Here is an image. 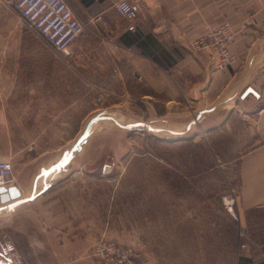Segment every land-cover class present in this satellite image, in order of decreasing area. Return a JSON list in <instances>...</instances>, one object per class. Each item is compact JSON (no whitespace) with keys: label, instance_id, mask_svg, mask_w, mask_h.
I'll return each mask as SVG.
<instances>
[{"label":"crops","instance_id":"0c3cea01","mask_svg":"<svg viewBox=\"0 0 264 264\" xmlns=\"http://www.w3.org/2000/svg\"><path fill=\"white\" fill-rule=\"evenodd\" d=\"M65 1L85 27L77 49H71L69 56L61 55L69 67L56 72L65 79L54 86L50 70L32 71L31 77L41 81V86L30 87L43 94L41 106H26L22 113L19 106L7 108L0 103V128L7 124L42 125L47 126L49 136L50 126L64 122L66 109L81 110L83 73L96 77L104 72L109 79L106 95L100 97L106 101V110L112 112L106 117L112 124L126 130L133 124L165 125L175 141L187 143L200 136L209 156L217 161L209 170L220 175L219 188L223 190L218 198L202 199V204L216 205L217 212L186 213L185 219L171 212L167 217L155 213L150 218L145 214L143 221H153V228L144 225L143 237H158L154 245L185 253L191 264H264V113L258 114L264 101V0H126L139 8L132 31L115 10L119 0ZM97 15L102 17L100 21H95ZM225 22L235 32L230 45L234 59L225 69L216 71L212 49L195 51L191 44ZM22 31L17 16L0 7V61L34 58L32 52L13 51ZM87 53L92 56L89 71L82 64ZM102 55L109 62L105 66L100 63L104 61ZM89 84L96 87L101 83ZM135 109L140 115L137 120L131 118ZM102 135L92 130L70 164L62 169L56 166V155L54 160L44 159V153L34 154L29 146L11 153L9 161L14 166L17 188L29 193L35 187V174L50 167L54 173L86 171L88 161L80 169L73 163L79 156L96 157ZM39 137L29 140L40 141L44 136ZM79 139L81 133L66 141L74 144ZM106 168L103 166L102 171ZM185 172L191 174L194 169L187 166ZM226 193L235 197V217L223 208L221 196ZM18 205L10 209L16 210ZM41 205L30 215H35L34 223H40L36 228L47 240L40 247L56 254L52 264H97L87 254L102 234L88 218L76 219L75 212H51L50 204ZM74 256L79 259L73 260ZM0 262L16 264L11 259Z\"/></svg>","mask_w":264,"mask_h":264},{"label":"rangeland","instance_id":"374dc122","mask_svg":"<svg viewBox=\"0 0 264 264\" xmlns=\"http://www.w3.org/2000/svg\"><path fill=\"white\" fill-rule=\"evenodd\" d=\"M7 9L17 16L23 30L17 41L18 45L13 46V51L32 52L34 58L31 56L27 59L22 57L19 61H0V103H5L7 108L19 106L23 113L26 106L42 104L43 94L40 89L33 91L30 88L32 84L41 86L38 78L31 77L34 74L32 71H40L42 68L50 70V82L56 86L65 79L63 75L58 77L56 71L69 67V64L44 40L26 28L17 13L1 7L2 11ZM80 37L71 45L74 51ZM3 47L6 49V46ZM102 57L104 61L100 63L105 66L109 62L104 55ZM91 58L90 53L82 58L83 69L86 67L89 71ZM108 79L104 72L96 77L83 73L80 86L81 110L66 109L64 122L50 126L49 136L47 126L42 125L7 124L0 128V186L16 188L19 191L17 199H11L0 206V260L11 259L16 264L55 262L56 254L43 251L40 247V243L47 240L36 228V224L40 226V223H34L35 215H30L34 209L42 206L41 203H47L50 204L51 212H75L76 219L88 218L89 223L102 234L100 239L119 246L132 247L153 264L192 263L191 259L186 261L185 253L170 252L169 249L154 245L155 241L158 244V237L148 235L144 238L141 229L144 225L146 229H152L153 221L144 222L143 219L145 214L151 218L155 213L162 214L163 217H167L170 212L177 213L178 218L185 219L186 213L217 212L216 205L202 204L203 198L206 201L209 198H218L223 190L219 188L217 171L209 170L216 166V158L209 156L200 136L187 143L179 139L175 141L169 127L165 125L155 126L153 122L142 123L140 126L133 124L126 130L120 128L123 126L112 124L106 119L107 114L112 113L106 110V101H96L97 95H106ZM93 81L101 84L91 86L89 82ZM133 112L135 114L131 112V118L137 120L140 115L136 109ZM92 130L105 134L99 137L100 153L94 158H87L82 154L73 163L80 169V165L88 161L90 165L87 172L80 170L73 173H54L55 170L50 167L46 172L35 174V187L29 189V193H22L17 188L13 178L14 166L9 161L11 153L22 152L24 147L29 146L34 154L44 153V159H53L56 155V166L62 169L70 164L79 149L78 146ZM79 131L81 139L74 144L66 141L67 138L71 139L80 134ZM38 134L44 136L42 140H29L31 136L39 137ZM46 137L59 139L49 141ZM17 160L19 161V156ZM5 164H9L10 168L6 169ZM103 166L108 167L104 172ZM187 166L194 169V173H186ZM189 178L190 183H187ZM62 181H67L68 185L62 184ZM70 182L73 184L69 185ZM50 184L53 186L47 188ZM42 197L48 198V202ZM25 198L29 199L18 205ZM16 204V210H11V205ZM17 212L21 214L18 216ZM50 240L53 242V238Z\"/></svg>","mask_w":264,"mask_h":264},{"label":"built area","instance_id":"2783aa9c","mask_svg":"<svg viewBox=\"0 0 264 264\" xmlns=\"http://www.w3.org/2000/svg\"><path fill=\"white\" fill-rule=\"evenodd\" d=\"M0 7L9 8L17 13L26 28L44 40L55 53L63 56L71 54V45L85 31L84 24L73 13L65 0H0ZM114 7L117 14L129 23L127 29L132 31L134 21L139 13L138 5L126 0H119ZM101 18L100 15H97L95 21H100ZM234 35L235 32L231 25L225 22L194 41L191 47L195 51L211 48L213 67L216 71H221L233 63L234 58L230 51V45ZM96 101L100 102L101 97L97 96ZM262 113H264V101L258 109V114ZM4 167L9 169L10 165L5 164ZM221 202L224 210L235 217L234 195L232 193L222 195ZM241 235L242 233H240ZM240 247L244 248L245 245L241 244ZM88 257L93 258L97 264H152L137 253L134 248L106 242L102 238L91 249ZM78 259V256L73 257V260Z\"/></svg>","mask_w":264,"mask_h":264},{"label":"water","instance_id":"95a60500","mask_svg":"<svg viewBox=\"0 0 264 264\" xmlns=\"http://www.w3.org/2000/svg\"><path fill=\"white\" fill-rule=\"evenodd\" d=\"M18 197L19 191L16 188L7 189L6 187H0V204L7 203L11 199H17ZM0 264L2 263L0 262Z\"/></svg>","mask_w":264,"mask_h":264}]
</instances>
